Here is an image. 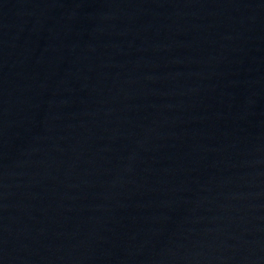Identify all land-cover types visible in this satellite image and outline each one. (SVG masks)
Segmentation results:
<instances>
[{
  "label": "water",
  "instance_id": "95a60500",
  "mask_svg": "<svg viewBox=\"0 0 264 264\" xmlns=\"http://www.w3.org/2000/svg\"><path fill=\"white\" fill-rule=\"evenodd\" d=\"M0 264H264V0H0Z\"/></svg>",
  "mask_w": 264,
  "mask_h": 264
}]
</instances>
